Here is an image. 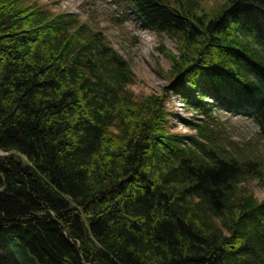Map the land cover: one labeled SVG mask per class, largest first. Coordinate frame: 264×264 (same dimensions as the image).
Instances as JSON below:
<instances>
[{
  "label": "trees",
  "instance_id": "16d2710c",
  "mask_svg": "<svg viewBox=\"0 0 264 264\" xmlns=\"http://www.w3.org/2000/svg\"><path fill=\"white\" fill-rule=\"evenodd\" d=\"M125 1L175 40L172 90L245 110L264 136V88L247 83L264 0ZM134 76L78 16L0 0V264H264L255 162L213 120L199 140L175 135Z\"/></svg>",
  "mask_w": 264,
  "mask_h": 264
},
{
  "label": "rangeland",
  "instance_id": "374dc122",
  "mask_svg": "<svg viewBox=\"0 0 264 264\" xmlns=\"http://www.w3.org/2000/svg\"><path fill=\"white\" fill-rule=\"evenodd\" d=\"M38 1L49 5L54 12L75 11L82 21L102 31L111 45L129 60L136 79L135 84L131 86L135 94L142 97L151 93L164 92L163 88L169 82L166 72L170 62L166 55L161 54L156 47L164 45L165 49L175 52L174 42L167 36L163 37L153 31L143 29L123 0ZM222 1L203 0L201 4L211 7ZM167 107L173 113H179L183 119L190 116L189 110L185 107L182 110L177 109L172 101ZM218 116L225 127L226 140L237 146L244 156L259 162L262 166L261 179L248 180L246 187L258 199H264V139L256 134L258 129L251 120L221 113H218ZM181 118H171L173 124L171 129L185 131L187 134L193 133L183 127Z\"/></svg>",
  "mask_w": 264,
  "mask_h": 264
}]
</instances>
